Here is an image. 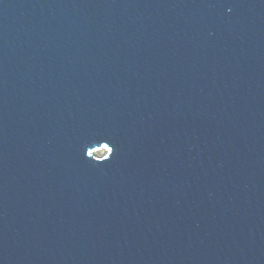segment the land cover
I'll list each match as a JSON object with an SVG mask.
<instances>
[{"label": "water", "instance_id": "obj_1", "mask_svg": "<svg viewBox=\"0 0 264 264\" xmlns=\"http://www.w3.org/2000/svg\"><path fill=\"white\" fill-rule=\"evenodd\" d=\"M0 264H264V0H0Z\"/></svg>", "mask_w": 264, "mask_h": 264}, {"label": "snow or ice", "instance_id": "obj_2", "mask_svg": "<svg viewBox=\"0 0 264 264\" xmlns=\"http://www.w3.org/2000/svg\"><path fill=\"white\" fill-rule=\"evenodd\" d=\"M106 147H107V146H106ZM108 150L111 151L112 154L114 155V153H115V149H114V148H109Z\"/></svg>", "mask_w": 264, "mask_h": 264}, {"label": "clouds", "instance_id": "obj_3", "mask_svg": "<svg viewBox=\"0 0 264 264\" xmlns=\"http://www.w3.org/2000/svg\"><path fill=\"white\" fill-rule=\"evenodd\" d=\"M229 11H231V9H229Z\"/></svg>", "mask_w": 264, "mask_h": 264}]
</instances>
